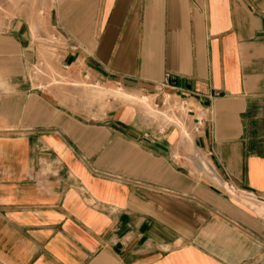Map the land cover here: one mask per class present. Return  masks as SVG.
I'll return each instance as SVG.
<instances>
[{
	"label": "crops",
	"instance_id": "crops-1",
	"mask_svg": "<svg viewBox=\"0 0 264 264\" xmlns=\"http://www.w3.org/2000/svg\"><path fill=\"white\" fill-rule=\"evenodd\" d=\"M43 15L0 22V264L263 262L264 0Z\"/></svg>",
	"mask_w": 264,
	"mask_h": 264
},
{
	"label": "rangeland",
	"instance_id": "rangeland-1",
	"mask_svg": "<svg viewBox=\"0 0 264 264\" xmlns=\"http://www.w3.org/2000/svg\"><path fill=\"white\" fill-rule=\"evenodd\" d=\"M54 2L55 0H0V22H9L17 17L33 18L34 16L37 19H40L41 23H44L45 16L43 15V10L52 7ZM45 49V58H47V52H51L52 54H55L56 60H58L59 50L57 43L55 44L51 41L47 43ZM47 65L49 67H52L56 65V63L48 61L46 66ZM36 71L37 78L44 80L47 79V70L37 69ZM117 89L123 90V88L117 86L115 87L114 92L103 88L99 89V92H101L100 95L102 96H104L108 92H113L111 94H114L115 98L120 99L122 101H128L137 106H141L145 110V112L149 113L153 117H157V115L166 113L167 117L165 118H170L171 121L176 122L182 130L188 129L186 125L187 114L186 111L180 110L181 102L179 100H176L174 102L169 101L166 107L158 109L153 106L152 102L149 99H144L142 97L134 96L129 93L126 95L116 94L115 91Z\"/></svg>",
	"mask_w": 264,
	"mask_h": 264
},
{
	"label": "built area",
	"instance_id": "built-area-1",
	"mask_svg": "<svg viewBox=\"0 0 264 264\" xmlns=\"http://www.w3.org/2000/svg\"><path fill=\"white\" fill-rule=\"evenodd\" d=\"M180 110L187 111L186 106H185V104L183 102H181ZM197 122H198V124L202 123L200 119H197ZM229 188L233 192L236 191V188L233 185H230ZM255 264H264V261L263 262H259V263H255Z\"/></svg>",
	"mask_w": 264,
	"mask_h": 264
},
{
	"label": "bare ground",
	"instance_id": "bare-ground-1",
	"mask_svg": "<svg viewBox=\"0 0 264 264\" xmlns=\"http://www.w3.org/2000/svg\"><path fill=\"white\" fill-rule=\"evenodd\" d=\"M115 93L116 94H122V95H126V94H128L127 92H125V91H123V90H121V89H117L116 91H115ZM145 99V98H144ZM147 99V98H146Z\"/></svg>",
	"mask_w": 264,
	"mask_h": 264
}]
</instances>
